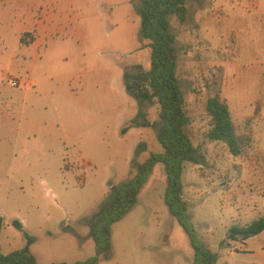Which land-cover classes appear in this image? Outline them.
I'll return each mask as SVG.
<instances>
[{
    "label": "rangeland",
    "instance_id": "obj_1",
    "mask_svg": "<svg viewBox=\"0 0 264 264\" xmlns=\"http://www.w3.org/2000/svg\"><path fill=\"white\" fill-rule=\"evenodd\" d=\"M256 2L264 5V0H186L185 22L168 18L187 133L203 158L184 165L181 197L196 236L218 254L216 264H264V235L226 238L230 226L264 217V99L259 103L264 98V14L250 11ZM140 50L139 61L124 70L148 69L146 41H140ZM4 62L0 65L9 76L24 69L10 71ZM213 92L228 104L237 134L250 139L238 157L223 143L206 140L205 100ZM28 96L18 126H0V246L3 253L20 249L25 233L33 239L29 251L38 264L82 262L93 254L84 220L98 210L109 184L128 178L124 154L132 141H122L111 124L96 126L93 144L78 147L81 155L56 142L49 145L41 133L26 130L27 115L35 117ZM38 98L44 105V97ZM141 111L150 122L158 121L154 104ZM155 132V126L144 128L146 151L137 161L161 151ZM164 186L162 165L156 164L136 204L112 225L110 255L96 264H191L192 248L163 202ZM12 221L21 222V230Z\"/></svg>",
    "mask_w": 264,
    "mask_h": 264
},
{
    "label": "crops",
    "instance_id": "obj_2",
    "mask_svg": "<svg viewBox=\"0 0 264 264\" xmlns=\"http://www.w3.org/2000/svg\"><path fill=\"white\" fill-rule=\"evenodd\" d=\"M135 3L0 0V63L5 61L10 71L15 66L24 68L13 76L26 82L11 88L9 75L0 65V126L5 128L11 122L18 126L28 95L35 117L27 115L26 130L41 133L49 145L56 142L58 148L77 149L81 155L78 147L85 142L93 144L96 126L112 124L122 141H132L124 154V174L128 176L134 149L143 142L146 128L120 133L137 112V104L126 94L122 79L124 69L137 63L141 55ZM249 8L258 16L264 14V5L258 2L250 3ZM23 34L24 42H20ZM33 97L37 98L35 102ZM125 176L117 183L126 180ZM258 235H264V231ZM0 250L3 253L1 246Z\"/></svg>",
    "mask_w": 264,
    "mask_h": 264
},
{
    "label": "trees",
    "instance_id": "obj_3",
    "mask_svg": "<svg viewBox=\"0 0 264 264\" xmlns=\"http://www.w3.org/2000/svg\"><path fill=\"white\" fill-rule=\"evenodd\" d=\"M186 0H136L134 10L139 17L138 38L146 41L149 48V66L145 70L134 65L124 70L122 79L126 94L135 100V116L120 129L123 134L130 128L154 127L160 152L149 153L143 161L135 158L146 151V145H136L130 161L126 180L109 187L103 194L96 212L84 220L87 238L93 243V254L82 262L73 264H96L99 258H107L111 251L110 230L136 204L140 189L156 164H161L165 186L163 202L170 217L183 229L192 248L191 264H216L218 254L213 252L195 234L189 222L187 204L181 197V174L186 163L199 164L203 161L187 133L189 118L185 110L184 96L179 88L174 55V35L168 18L179 25L187 18ZM22 35L20 42H24ZM146 104L156 106L158 121L150 123L141 107ZM205 115L208 129L205 134L208 142H221L233 157L240 156L249 137L239 136L232 122L228 104L221 99L219 92L206 97ZM11 225L21 230L18 221ZM3 221L0 217V231ZM264 231V217L257 218L243 226H230L226 238L231 241H244ZM25 245L7 254L1 253L0 264H38L29 251L33 239L23 233ZM222 244V242L220 243ZM65 264V263H50Z\"/></svg>",
    "mask_w": 264,
    "mask_h": 264
},
{
    "label": "built area",
    "instance_id": "obj_4",
    "mask_svg": "<svg viewBox=\"0 0 264 264\" xmlns=\"http://www.w3.org/2000/svg\"><path fill=\"white\" fill-rule=\"evenodd\" d=\"M7 79H8V84L11 88H18V87L26 85V82H24L20 78L9 76V78Z\"/></svg>",
    "mask_w": 264,
    "mask_h": 264
}]
</instances>
